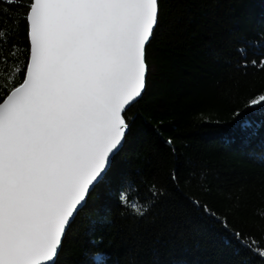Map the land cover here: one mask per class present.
<instances>
[{"label":"trees","instance_id":"obj_1","mask_svg":"<svg viewBox=\"0 0 264 264\" xmlns=\"http://www.w3.org/2000/svg\"><path fill=\"white\" fill-rule=\"evenodd\" d=\"M25 11L0 3V97L23 79ZM158 21L124 146L55 264H93L92 252L103 264H264L251 243L264 250V108L246 107L264 94L251 64L264 58V0H159ZM236 112L260 124L255 135Z\"/></svg>","mask_w":264,"mask_h":264},{"label":"snow or ice","instance_id":"obj_2","mask_svg":"<svg viewBox=\"0 0 264 264\" xmlns=\"http://www.w3.org/2000/svg\"><path fill=\"white\" fill-rule=\"evenodd\" d=\"M19 3L26 9L25 63L16 67L23 79L0 97V264H55L66 228L122 146L126 108L146 89L159 0ZM8 35L0 27V45ZM251 64L264 67V58ZM256 105L264 108V94L246 107ZM234 116L255 135L258 122Z\"/></svg>","mask_w":264,"mask_h":264},{"label":"water","instance_id":"obj_3","mask_svg":"<svg viewBox=\"0 0 264 264\" xmlns=\"http://www.w3.org/2000/svg\"><path fill=\"white\" fill-rule=\"evenodd\" d=\"M151 39H152V38H151ZM147 46H148V45H147ZM147 46H146V48H147ZM146 77H147V76H146ZM144 91H145V90H144ZM143 94H144V92H143ZM143 94H142V96H143ZM142 96H141L140 98H138L137 101L133 102L130 106H128V107L126 108V112H127V111H128V110H129L134 104H136V103L142 98ZM126 135H127V131H126ZM126 135H125V136H126ZM124 140H125V139H124ZM123 144H124V141L122 142V146L120 147V149L118 150V152L114 155V157H115V156L119 153V151L122 149ZM114 157H112V159H111V164H112V162H113ZM110 167H111V166H110ZM109 169H110V168H108L107 172L109 171ZM93 190H94V189H92V190L88 193L87 198H86V201H87V199H88V196L91 194V192H92ZM85 204H86V203H85ZM85 204L80 208V210L78 211V213L84 208ZM78 213H76L75 216H74V218L71 220L69 226L66 228V232H67V230L69 229L71 223H72V222L74 221V219L76 218V216H77ZM66 232H65V234H66ZM64 236H65V235H64ZM64 236H63V238H62V241H63V239H64ZM60 249H61V247H60L59 250H58V254H59ZM56 258H57V257H56ZM56 258H55V260H56Z\"/></svg>","mask_w":264,"mask_h":264},{"label":"clouds","instance_id":"obj_4","mask_svg":"<svg viewBox=\"0 0 264 264\" xmlns=\"http://www.w3.org/2000/svg\"><path fill=\"white\" fill-rule=\"evenodd\" d=\"M86 256L93 262V264H97L98 261L100 264H103V262L107 259L105 254L100 252L86 253Z\"/></svg>","mask_w":264,"mask_h":264},{"label":"bare ground","instance_id":"obj_5","mask_svg":"<svg viewBox=\"0 0 264 264\" xmlns=\"http://www.w3.org/2000/svg\"><path fill=\"white\" fill-rule=\"evenodd\" d=\"M125 137H126V136H125ZM124 142H125V140H124ZM123 146H124V144H123ZM122 148H123V147H122ZM121 150H122V149H121ZM121 150H120V151H121ZM120 151H119V152H120ZM116 156H117V155H116ZM116 156H115V157H116ZM115 157H114V158H115ZM113 160H114V159H113ZM112 164H113V162H112ZM112 164H111V166H112ZM110 168H111V167H110ZM109 170H110V169H109ZM107 173H108V172H107ZM94 189H95V188H94ZM92 192H93V191H92ZM92 192H91V193H92ZM88 197H89V196H88ZM86 202H87V201H86ZM85 205H86V204H85ZM77 215H78V214H77ZM74 220H75V219H74ZM73 222H74V221H73ZM73 222H72V223H73ZM72 223H71V224H72ZM70 226H71V225H70ZM69 228H70V227H69ZM68 230H69V229H68ZM68 230H67V231H68ZM66 233H67V232H66ZM65 235H66V234H65ZM64 238H65V236H64ZM63 241H64V239H63ZM63 241H62V244H63ZM61 249H62V245H61ZM61 249H60V251H59V254H60V252H61ZM59 254L57 255V258H58V256H59ZM57 258H56L55 262L57 261Z\"/></svg>","mask_w":264,"mask_h":264}]
</instances>
